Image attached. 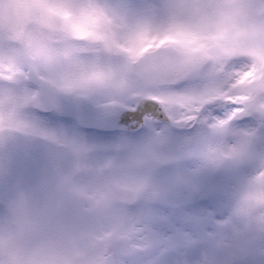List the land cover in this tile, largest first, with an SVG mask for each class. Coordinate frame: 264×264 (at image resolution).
<instances>
[{"label": "clouds", "instance_id": "obj_1", "mask_svg": "<svg viewBox=\"0 0 264 264\" xmlns=\"http://www.w3.org/2000/svg\"><path fill=\"white\" fill-rule=\"evenodd\" d=\"M25 82L113 109L156 103L205 128L209 161L248 159L251 134L233 124L264 127V0H153L144 11L127 0H0V142L31 131L22 113L38 97ZM157 153L146 143L87 184L63 176L40 205L22 197L0 220V264H132L142 231L128 208L156 196ZM255 160L236 213L264 229V153Z\"/></svg>", "mask_w": 264, "mask_h": 264}, {"label": "rangeland", "instance_id": "obj_2", "mask_svg": "<svg viewBox=\"0 0 264 264\" xmlns=\"http://www.w3.org/2000/svg\"><path fill=\"white\" fill-rule=\"evenodd\" d=\"M152 3L153 0H127L135 11H144ZM190 87L194 84L186 82L179 91ZM227 112L225 108L211 109L217 119L224 118ZM22 118L31 129L29 133L66 144L75 151L80 150L76 148L78 144L88 142L95 145L99 140L95 134L82 132L72 122L40 121L35 117L31 120L25 109ZM199 130L200 126L189 147V155L182 153L175 159L164 161V165L174 164L168 165L163 174L164 208L161 216L155 220L146 210L132 211L131 216L141 227L143 248L132 258V264H264V229L250 218L236 213L239 195L255 174V156L264 153V128L250 118L242 126L234 123L233 131L251 134L253 156L242 161H224L223 165V161L205 158L203 151L210 137L206 130ZM137 140L131 152L146 143L155 144L146 135ZM171 145L178 146L179 143L173 141ZM149 180L157 184V177L151 175ZM0 190V220H5L8 216L1 206L4 196L1 179ZM175 194L180 197L178 203L174 201ZM185 205L190 209L184 210ZM155 233L158 234L157 241ZM211 237L219 239L218 243L208 242Z\"/></svg>", "mask_w": 264, "mask_h": 264}, {"label": "water", "instance_id": "obj_3", "mask_svg": "<svg viewBox=\"0 0 264 264\" xmlns=\"http://www.w3.org/2000/svg\"><path fill=\"white\" fill-rule=\"evenodd\" d=\"M100 124L110 126L106 122ZM82 166L83 159L63 145L26 133L7 134L0 142V175L6 182L4 207L10 215L22 197L33 205L42 204L59 178H76Z\"/></svg>", "mask_w": 264, "mask_h": 264}, {"label": "flooded vegetation", "instance_id": "obj_4", "mask_svg": "<svg viewBox=\"0 0 264 264\" xmlns=\"http://www.w3.org/2000/svg\"><path fill=\"white\" fill-rule=\"evenodd\" d=\"M27 84L29 85L30 82H27ZM30 87H31V89H28V91L30 93H36L37 94L39 92V87L37 85H35V87H32V86H30ZM42 91H44V89H42ZM90 102L93 103L94 106L99 105L101 107V110H103L104 112H107V113H116L117 111H119V109H113L110 107H106V106H103L101 104H98V103L92 102V101H90ZM150 108L155 110V113L154 112L151 113V115H152L151 122H153L155 118L158 121H162L164 123L166 122L167 128L170 129L172 132L175 130V126H183V127L190 126V124L184 125V124L171 123L164 116V115H166L169 117V115L161 107H150ZM131 109L135 110L136 113L131 114V116L133 117V124H131L129 122L128 127H132V126L137 127V126H139V124H134V123H137V116L141 112L146 110V108L143 107V102H142L137 106L131 107ZM66 111H67V113H72V114H75L77 116L82 115L81 113L87 114V116H92V115L97 116L100 112L99 110L95 109V107H91L88 104L80 103V102H76V103H73V104L67 106ZM169 119H170V117H169ZM144 120H146V117ZM150 132H152V128H150ZM116 146L119 147L118 152H117L118 154L124 153L126 155L129 152L127 147H130V144L124 145V142H123V144L117 143ZM159 148H163V144H161L159 146ZM79 149H81V150L86 149V151H85L86 153H82L84 155L90 154L89 158L85 162L84 171H83L82 176L79 179H77V182L80 184L89 183L90 180H87V179L90 177L97 176L102 169H108L113 173H119L122 170V168L124 167V166H121L120 164L117 165V163L116 164L109 163V160L106 157H105V159H103L100 155H102V154H103L102 156L106 155L105 152L102 151V154H100L98 152L99 149L97 150L96 147L93 148L90 145H81V146H79ZM107 149L108 148H105L104 150H107ZM109 150L117 151V147H115V149H109ZM134 150H136V148H134L133 151ZM157 154H158V157L162 156V154L159 152ZM90 159H92V160L89 163ZM111 168H115V169H119V170H111ZM148 175L149 176L154 175L155 177H157V184L156 185L153 183H150L151 187H155V190H153V189L152 190L156 193V196L154 198L148 199V200L152 202V204H153L152 207H155V209H158V206L161 205V197H162V190L159 189L161 178H159V176H158L159 174L157 172H150ZM85 178H87V179H85Z\"/></svg>", "mask_w": 264, "mask_h": 264}, {"label": "snow or ice", "instance_id": "obj_5", "mask_svg": "<svg viewBox=\"0 0 264 264\" xmlns=\"http://www.w3.org/2000/svg\"><path fill=\"white\" fill-rule=\"evenodd\" d=\"M238 106L236 104H228L226 109H236Z\"/></svg>", "mask_w": 264, "mask_h": 264}]
</instances>
